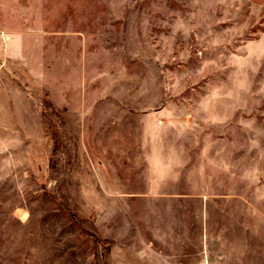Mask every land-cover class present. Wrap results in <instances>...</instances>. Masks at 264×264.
I'll return each instance as SVG.
<instances>
[{"label":"rangeland","instance_id":"rangeland-1","mask_svg":"<svg viewBox=\"0 0 264 264\" xmlns=\"http://www.w3.org/2000/svg\"><path fill=\"white\" fill-rule=\"evenodd\" d=\"M0 264H264V0H0Z\"/></svg>","mask_w":264,"mask_h":264}]
</instances>
